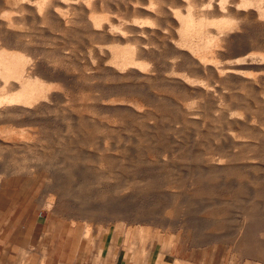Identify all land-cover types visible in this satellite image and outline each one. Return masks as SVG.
Returning <instances> with one entry per match:
<instances>
[{
  "label": "rangeland",
  "instance_id": "374dc122",
  "mask_svg": "<svg viewBox=\"0 0 264 264\" xmlns=\"http://www.w3.org/2000/svg\"><path fill=\"white\" fill-rule=\"evenodd\" d=\"M262 29L246 39L264 43ZM74 31L32 42L38 59H57L67 94L49 113L21 114L32 151L0 148V239L17 263L147 264L157 252L166 264L173 245L196 264H264V65L247 79L215 67L202 77L160 41L147 46L144 81L106 69ZM140 91L146 117L122 109Z\"/></svg>",
  "mask_w": 264,
  "mask_h": 264
},
{
  "label": "bare ground",
  "instance_id": "6f19581e",
  "mask_svg": "<svg viewBox=\"0 0 264 264\" xmlns=\"http://www.w3.org/2000/svg\"><path fill=\"white\" fill-rule=\"evenodd\" d=\"M262 26L264 0H0V123L4 118L10 123L0 125V148L14 153L32 151V134L18 128L21 114H45L50 110V102L67 92L64 90L69 81L59 73L60 69L58 72L57 59L47 57L49 60L43 62L31 53L35 39L55 40L59 33L65 36L77 29L74 32L79 31L80 37L84 35L92 46L97 45L93 48L100 52L103 63L109 57L107 63H102L106 69L120 68L123 75L135 73L144 81L150 80L154 70L147 65L148 56L153 54L147 46L170 42L178 52L189 53L190 65L197 66L202 77H210L211 67H215L220 79H247V74L262 70L264 65V43L256 33ZM246 29L256 30L252 40L246 39ZM227 56L234 59L220 60ZM256 80L253 78L251 83L256 85ZM146 82L141 89L149 93L150 83ZM135 93H127L130 99L123 98L127 104L123 102L122 109L139 108L146 117L149 112L143 111V107L148 93L143 96L140 91L142 97L133 99Z\"/></svg>",
  "mask_w": 264,
  "mask_h": 264
},
{
  "label": "crops",
  "instance_id": "0c3cea01",
  "mask_svg": "<svg viewBox=\"0 0 264 264\" xmlns=\"http://www.w3.org/2000/svg\"><path fill=\"white\" fill-rule=\"evenodd\" d=\"M108 252L109 250L106 249L105 254L107 255ZM117 253H119V251H117ZM156 253L150 252L148 254L147 264H155ZM17 257L18 255L16 251H11L10 249H7L2 244V240L0 239V264H18ZM122 261L123 259L118 261L115 260L112 261L107 259L102 264H122ZM162 261L163 263L166 264H196V261L194 260L193 257L183 255L181 252H178V248L177 247L175 248L173 245L169 248L168 252L163 254ZM32 264H39V261ZM41 264H57V263L54 261L52 256L46 255Z\"/></svg>",
  "mask_w": 264,
  "mask_h": 264
}]
</instances>
